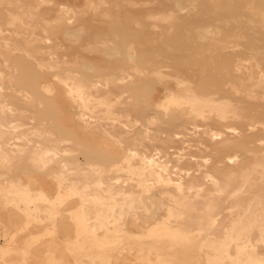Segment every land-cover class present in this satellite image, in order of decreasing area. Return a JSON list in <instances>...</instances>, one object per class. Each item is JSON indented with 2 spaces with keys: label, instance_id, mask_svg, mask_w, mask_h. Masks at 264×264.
<instances>
[{
  "label": "bare ground",
  "instance_id": "1",
  "mask_svg": "<svg viewBox=\"0 0 264 264\" xmlns=\"http://www.w3.org/2000/svg\"><path fill=\"white\" fill-rule=\"evenodd\" d=\"M263 250L264 0H0V264Z\"/></svg>",
  "mask_w": 264,
  "mask_h": 264
},
{
  "label": "rangeland",
  "instance_id": "2",
  "mask_svg": "<svg viewBox=\"0 0 264 264\" xmlns=\"http://www.w3.org/2000/svg\"><path fill=\"white\" fill-rule=\"evenodd\" d=\"M48 185H49L50 188H51V184L49 183ZM4 219H5L6 221H8V219H9V218H8V213H5V214H4ZM38 228H39V227H35V228H33V231H38V230L40 229V228H39V229H38ZM263 251H264V250H263Z\"/></svg>",
  "mask_w": 264,
  "mask_h": 264
}]
</instances>
